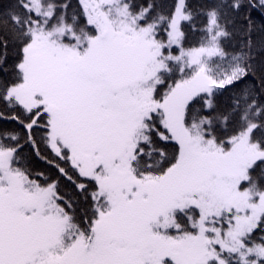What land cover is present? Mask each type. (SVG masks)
Segmentation results:
<instances>
[{"label":"snow or ice","instance_id":"1","mask_svg":"<svg viewBox=\"0 0 264 264\" xmlns=\"http://www.w3.org/2000/svg\"><path fill=\"white\" fill-rule=\"evenodd\" d=\"M77 2L0 4V121L16 124L0 126V264H264V60L251 56V14L247 51L224 46L229 13L264 14V0H177L167 14ZM186 28L202 33L196 46ZM38 141L78 174L48 161L71 196L25 163Z\"/></svg>","mask_w":264,"mask_h":264},{"label":"trees","instance_id":"2","mask_svg":"<svg viewBox=\"0 0 264 264\" xmlns=\"http://www.w3.org/2000/svg\"><path fill=\"white\" fill-rule=\"evenodd\" d=\"M7 2L8 0H0V4L6 5ZM134 2L140 6H145L147 3L155 2L156 4L161 5L165 10V14H167L168 11L174 10L173 6L177 3V0H134ZM187 2L194 9L202 10L213 2H219V0H187ZM71 3L77 9L79 8L77 0H71ZM250 14L256 29L252 36V38L256 41V47L251 52V56L254 57L256 61H261L264 60V46H262V43H264V14L250 13V11H245L244 13L237 16L235 13H229L231 17L230 22L232 24V35L230 38L225 40L224 46L226 50L232 54H239L242 51H247V49L245 48L247 40L246 33L248 27L246 23V17ZM204 22L205 17L201 15L198 20V27H203ZM185 31L189 40V43L186 44V47L196 46V42L201 39L202 33L190 32L187 28L185 29ZM10 55L14 56L15 54L10 53ZM176 78L179 79V76H177ZM171 82L172 81H169L168 83ZM248 83L250 84L251 81H248ZM163 90H166V88ZM235 91L236 89H232L230 92H224V94L220 97L221 105H227L230 95L235 93ZM0 111H3V105H0ZM0 126L16 127V124L12 121H0ZM21 143H23V141H21ZM37 147H39L40 149L39 156L30 145H24L22 155L27 166L30 167L34 173L43 172L46 177L57 179L60 182L63 191L67 192L71 196L74 190V185L71 183V181L67 180L58 172V170L54 167V164L48 163V161L54 160L53 153L43 144H40L39 141L37 143ZM54 163H59L61 167H64L74 180L79 179L78 174H76L74 170L70 169V165L59 161L58 159L54 160Z\"/></svg>","mask_w":264,"mask_h":264},{"label":"rangeland","instance_id":"3","mask_svg":"<svg viewBox=\"0 0 264 264\" xmlns=\"http://www.w3.org/2000/svg\"><path fill=\"white\" fill-rule=\"evenodd\" d=\"M163 91H166V90H163Z\"/></svg>","mask_w":264,"mask_h":264}]
</instances>
